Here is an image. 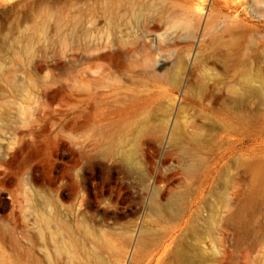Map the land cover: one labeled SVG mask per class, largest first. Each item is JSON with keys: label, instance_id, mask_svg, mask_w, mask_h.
<instances>
[{"label": "rangeland", "instance_id": "rangeland-1", "mask_svg": "<svg viewBox=\"0 0 264 264\" xmlns=\"http://www.w3.org/2000/svg\"><path fill=\"white\" fill-rule=\"evenodd\" d=\"M230 31L264 52V0H0V264L31 237L97 264L63 227L105 264H264V95H234Z\"/></svg>", "mask_w": 264, "mask_h": 264}, {"label": "bare ground", "instance_id": "bare-ground-1", "mask_svg": "<svg viewBox=\"0 0 264 264\" xmlns=\"http://www.w3.org/2000/svg\"><path fill=\"white\" fill-rule=\"evenodd\" d=\"M230 37L233 39V43L231 44V46L238 50V56L235 58L232 56V54L229 53L225 57L224 62H223L225 73L226 74L232 73L234 75L233 76L234 78L240 80L239 83L241 86L242 85L248 86V88H244L242 92L240 93L239 91H236L234 95L237 96L238 99H244L247 96L259 97L261 95H264L263 94L264 67L261 66V64L264 63V52L260 51V48L254 44L252 59L250 60V62H246L242 58H239L244 48L243 44L240 46L242 42L239 39H235L232 32L230 34ZM215 63L218 65L220 64L218 60H215ZM247 72H250L249 75L247 74ZM177 80H178V77H176V81ZM255 83L259 84V86H253V84ZM180 139L184 140L185 137H182ZM191 142L194 144L195 147H200V144L197 139H191ZM186 171L189 174H194L195 168H193L191 165H188L186 167ZM262 177L264 179V170L262 173ZM46 204H47L46 206H48L47 202ZM63 230H64L63 234H60V233L55 234L51 238V245L55 248L59 256H62L63 254H65L66 251L68 250L67 247H69L71 252L72 250L75 251L77 256L80 254L82 255L86 254L88 260L93 261L94 263H97V264H105L103 261L100 260L99 254L103 252L106 253L107 251H114V248L112 247L111 243H108L106 241L104 235H99V234L98 235H87V236H84V240H85V243L88 246H90L92 250V253L89 254L87 247H84L83 249L81 248L82 246H85V245H82V243L79 241V238H77V236L73 232H71L69 228L63 227ZM30 244H31L30 246L31 261L29 263L39 264V262H41L42 260L39 261L37 259V256H36L37 242L34 237L30 238ZM168 249H170V246L165 251L166 255L163 256L161 259H158L156 264H164L163 260L166 258V256L169 255ZM172 255L174 256V260H176L177 263L179 262V264H188V260L186 256L184 255V253L180 255L174 251ZM1 257L3 258V256ZM153 262H155V260L154 261L152 260L150 264H153Z\"/></svg>", "mask_w": 264, "mask_h": 264}]
</instances>
